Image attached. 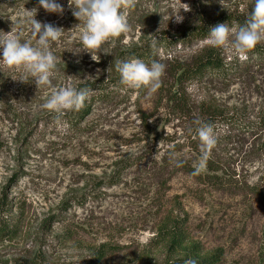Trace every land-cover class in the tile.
Instances as JSON below:
<instances>
[{"label": "rangeland", "instance_id": "1", "mask_svg": "<svg viewBox=\"0 0 264 264\" xmlns=\"http://www.w3.org/2000/svg\"><path fill=\"white\" fill-rule=\"evenodd\" d=\"M57 2L62 14L39 0H0V32L13 28L22 42L37 46L32 9L64 29L50 43L51 86L38 89L35 78L18 79L23 68L0 67V221L14 230L0 236V264H165L179 254L159 231L166 220L203 252L221 250V264H264V58L255 53L264 41L244 61L231 42L216 47L226 64L243 67L226 81L182 76L208 40L158 46L165 71L152 93L108 71L115 59L130 60L123 52L199 24L204 10L245 22L254 0H132L122 9L129 31L95 50L98 60L83 49L74 6ZM89 81L97 89L80 110L58 120L42 107L55 89ZM195 121L214 127L206 161ZM200 164L198 175L187 171Z\"/></svg>", "mask_w": 264, "mask_h": 264}, {"label": "clouds", "instance_id": "2", "mask_svg": "<svg viewBox=\"0 0 264 264\" xmlns=\"http://www.w3.org/2000/svg\"><path fill=\"white\" fill-rule=\"evenodd\" d=\"M131 3L132 0H68L69 7L74 6L73 15L83 23L79 40L83 49L92 53L94 60H98L94 54L95 50L100 49L110 37H118L129 31L127 18L122 9H126ZM39 4L50 13L64 12L63 5L57 0H39ZM35 15L36 9L30 10L28 20L32 35L37 38V46H33L31 41L22 42L20 35L13 34V28L10 32H0V48H2L0 67L23 68L27 75L22 74L18 79L27 81L29 76L35 78L39 89L41 86H51L57 58L50 50V43L57 41L64 29L51 23H42L35 18ZM182 19L177 15V22H181ZM207 39L215 47H227L231 42L239 59L247 60L245 53L264 41V0H254V7L241 26L230 28L227 23H220L209 30ZM151 46L155 50V41ZM113 68L119 74L121 85L134 89L147 87L150 93L160 87L165 71V65L158 60L154 59L146 63L139 58L115 59L114 65L110 66L108 71L111 73ZM13 79L17 78L13 77ZM88 98L89 89H77L69 85L55 89L42 107L55 113L59 120L66 111L80 110ZM195 123L198 125L195 132L200 141L201 158L206 161L217 143L214 127L201 121ZM202 169L203 164L196 166L193 175L199 174ZM185 264H197V262L188 259Z\"/></svg>", "mask_w": 264, "mask_h": 264}, {"label": "trees", "instance_id": "3", "mask_svg": "<svg viewBox=\"0 0 264 264\" xmlns=\"http://www.w3.org/2000/svg\"><path fill=\"white\" fill-rule=\"evenodd\" d=\"M200 14V23L194 24L190 26L185 32L181 34H173L168 35L162 38H157L155 40L151 39L147 42L146 47H142L139 49H134L129 52H123L122 55L129 56V59L139 58L144 59L147 62L151 60H157L156 51L153 49L152 42L155 41V49L158 46H170L176 45L177 43H192L197 41V43H202L207 41V37L209 35V30L220 23H227L229 26H238L244 22V18L241 16H234L227 12H219L218 14H209L206 10ZM244 16V15H242ZM166 35V34H165ZM171 36V37H170ZM256 55L264 58V50L257 49L255 50ZM243 73V67L240 64H226V61L221 56V52L215 46H209L205 48L201 55L197 58L195 65L191 69H187L182 76L187 77H210L214 78V80H231L233 77H237ZM80 89H89L94 90L97 89V82H83L79 84ZM89 110V108H85ZM213 116L216 117H225L223 114L213 113ZM228 115V114H226ZM243 123V121H242ZM210 167L214 170L219 169L218 166L214 165V162L210 161ZM189 173L194 172V170L187 169ZM198 175V174H197ZM167 220L163 222L159 231L165 235V237H169L167 241H169L168 250L172 253H179L177 257L170 258L167 260L165 264H185V261L188 259H194L197 264H221L222 262V251L217 250L215 252L206 253L203 252L202 248L199 246L198 242L189 243L187 242L185 232L180 224L174 223L171 225L167 224ZM7 226L6 221H0V236L7 235L13 232ZM105 252L103 249L96 251L95 255L99 258H103L105 256ZM264 262V259H263Z\"/></svg>", "mask_w": 264, "mask_h": 264}]
</instances>
